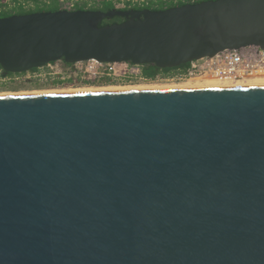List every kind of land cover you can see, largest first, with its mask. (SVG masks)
Masks as SVG:
<instances>
[{
	"label": "water",
	"instance_id": "obj_1",
	"mask_svg": "<svg viewBox=\"0 0 264 264\" xmlns=\"http://www.w3.org/2000/svg\"><path fill=\"white\" fill-rule=\"evenodd\" d=\"M246 46L264 0L0 17L14 74ZM0 264H264V80L0 94Z\"/></svg>",
	"mask_w": 264,
	"mask_h": 264
},
{
	"label": "built area",
	"instance_id": "obj_2",
	"mask_svg": "<svg viewBox=\"0 0 264 264\" xmlns=\"http://www.w3.org/2000/svg\"><path fill=\"white\" fill-rule=\"evenodd\" d=\"M104 0H58L60 9L73 10L77 2H86L89 6H99ZM114 9L123 10L133 6L145 7L151 2H168L169 0H105ZM176 5L194 3V0H172ZM175 6V5H174ZM61 61L50 62L35 70L12 75H3L0 69V83L9 81H28L60 79L70 75L99 79L108 77L117 83H179L195 78L225 79L242 81L264 79V49L257 46H246L239 49H225L210 57L191 60L175 67L167 74L158 73L147 77L142 72V65L130 62L100 63L95 60L75 62L68 66H59ZM68 73V74H66Z\"/></svg>",
	"mask_w": 264,
	"mask_h": 264
},
{
	"label": "trees",
	"instance_id": "obj_3",
	"mask_svg": "<svg viewBox=\"0 0 264 264\" xmlns=\"http://www.w3.org/2000/svg\"><path fill=\"white\" fill-rule=\"evenodd\" d=\"M189 1L190 0H188V2ZM199 1L201 0H194V3L199 2ZM174 5L176 4H174L172 0H169L168 2L151 1L146 6V8L157 10V9H163V8L174 6ZM86 6H87L86 2H81V3L77 2L73 10L89 9V10H100V11L106 12L111 9H114L113 5L110 2H107L105 0L102 1L99 6H89L88 8ZM144 8L140 6H133L132 8H129V9H144ZM59 9H60V6H59L58 0H7L6 3L0 4V17H6V16L13 15V14H28V13L40 12V11H56ZM129 9H123V10H129ZM124 19L125 18L121 16L106 17L100 21L99 26H103V25L111 24L115 22H122ZM61 62L65 66L70 65L69 63L63 60H61ZM174 69L175 68L161 69V68H157L156 66L152 64L142 65V72L147 77H153L158 73H161V72L165 73V72L172 71ZM33 70L35 69H32V71ZM1 71L3 75H12L11 73L4 72L2 69ZM58 82H60V80L56 79L54 80L53 83H58ZM96 82L110 84L113 81L110 80V78L108 77H101L97 79Z\"/></svg>",
	"mask_w": 264,
	"mask_h": 264
},
{
	"label": "rangeland",
	"instance_id": "obj_4",
	"mask_svg": "<svg viewBox=\"0 0 264 264\" xmlns=\"http://www.w3.org/2000/svg\"><path fill=\"white\" fill-rule=\"evenodd\" d=\"M7 0H0V4L6 3ZM59 66H65L63 63H58ZM68 74V73H66ZM199 79V78H195ZM192 79V80H195ZM56 79L47 80H35L30 79L28 81H9L0 83V93H21V92H33V91H54V90H70V89H98V88H119V87H135V86H148V85H175L180 83H117L112 82L110 84L96 82L97 79H86L83 77H74L70 75L64 80H60L58 83H53ZM203 80V79H202ZM135 85V86H134Z\"/></svg>",
	"mask_w": 264,
	"mask_h": 264
},
{
	"label": "bare ground",
	"instance_id": "obj_5",
	"mask_svg": "<svg viewBox=\"0 0 264 264\" xmlns=\"http://www.w3.org/2000/svg\"><path fill=\"white\" fill-rule=\"evenodd\" d=\"M116 10H118V9H116ZM11 74H14V73H11ZM259 80H264V79H251V80H242V81H259ZM225 82H241V81H230V80H225V79L205 78L203 80L202 79L188 80V81H186V83L184 82V83L175 84V85L225 83ZM148 86H162V85H148ZM163 86H166V85H163ZM135 87H147V86H140L139 85V86H135ZM105 88H110V87H105ZM122 88H129V87H122ZM98 89H101V88H98ZM70 90H85V89L78 88V89H70ZM54 91H58V90H54ZM33 92H42V91H33ZM21 93H24V92H21ZM0 94H3V93H0ZM4 94H8V93H4Z\"/></svg>",
	"mask_w": 264,
	"mask_h": 264
},
{
	"label": "flooded vegetation",
	"instance_id": "obj_6",
	"mask_svg": "<svg viewBox=\"0 0 264 264\" xmlns=\"http://www.w3.org/2000/svg\"><path fill=\"white\" fill-rule=\"evenodd\" d=\"M169 72H171V71H169ZM169 72H165V73H164V72H161V73H162V74H167V73H169Z\"/></svg>",
	"mask_w": 264,
	"mask_h": 264
}]
</instances>
